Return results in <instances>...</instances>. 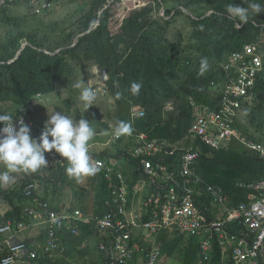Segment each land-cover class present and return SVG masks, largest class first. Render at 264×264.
<instances>
[{
  "label": "trees",
  "instance_id": "1",
  "mask_svg": "<svg viewBox=\"0 0 264 264\" xmlns=\"http://www.w3.org/2000/svg\"><path fill=\"white\" fill-rule=\"evenodd\" d=\"M110 1L84 0L79 5L78 1L76 19L48 27L20 26L18 18L8 14L9 7L0 11V26L14 27L0 32V104L12 106L11 111L0 113V132L25 117L37 133L34 103L40 96L55 93L65 107L64 128L87 135L91 130L87 112L93 95L88 80L94 76L91 67L97 66L108 74L106 95L113 99L115 108L113 128L110 122L102 123L98 132L113 129L116 137L111 150L94 157L131 156L135 140L146 133L150 139L166 140L172 148L177 147V156L181 149L193 147L199 153L195 172L203 183L220 187L234 205L247 201L248 191L239 184L264 177V158L238 143L214 150L189 135L190 100L216 108L223 90L236 78L233 69H225L231 55L246 45L257 51L264 49V0H153L124 18L117 33H112L109 26ZM30 2L17 0L12 5ZM162 8L163 16L159 13ZM253 92L258 94L257 99L242 105L247 124L238 121L237 127L248 137L262 140L264 123L255 126L253 113L264 117V68L257 74ZM168 103H172L171 110H166ZM138 111L141 114L136 116ZM28 127L14 137H0V199L5 203L0 215L5 218H21L23 208L32 204V198L24 193L30 183L37 184L33 195L49 202L47 192L38 188L41 180H48V172L53 171L57 177L81 174L80 162L74 166L70 156H64L62 163L48 161L50 153L39 148L38 140L22 149V136ZM257 132L259 137L255 136ZM87 169L91 170L89 166ZM98 172L91 210L82 209L86 214L105 212L109 181ZM85 238L86 233L68 236L64 239L67 257L41 259L40 264H96L97 254L84 245ZM157 241L162 257L178 251L182 264H199L196 238L162 230ZM218 257L219 248L211 264H216Z\"/></svg>",
  "mask_w": 264,
  "mask_h": 264
},
{
  "label": "built area",
  "instance_id": "2",
  "mask_svg": "<svg viewBox=\"0 0 264 264\" xmlns=\"http://www.w3.org/2000/svg\"><path fill=\"white\" fill-rule=\"evenodd\" d=\"M16 1L0 0V11ZM50 6L44 1L35 12ZM263 68L264 49L246 45L231 55L225 69H233L236 78L227 84L216 108L190 100L188 134L214 150L238 143L264 158V138H250L237 127L243 103L258 97L253 90ZM101 72L92 92L97 93L102 83L106 94L108 74L105 69ZM171 106L168 103L166 110ZM26 126L33 123L20 117L0 137H14ZM64 134L79 137L78 133ZM172 147L166 140L140 133L131 156L96 158L93 175L99 170L109 181L103 214H86L72 204L55 208L33 195L36 183L26 185L24 193L32 204L23 208L22 217L0 215V264H40L45 259L66 258L64 239L83 233L87 234L84 245L97 254L96 264H159L162 254L157 236L162 230L196 238L199 264H211L217 248L216 264H264V177L240 183L248 191L247 201L234 205L220 187L203 183L196 174L199 153L193 147L181 149L178 156V148ZM50 156L62 163L66 155Z\"/></svg>",
  "mask_w": 264,
  "mask_h": 264
},
{
  "label": "rangeland",
  "instance_id": "3",
  "mask_svg": "<svg viewBox=\"0 0 264 264\" xmlns=\"http://www.w3.org/2000/svg\"><path fill=\"white\" fill-rule=\"evenodd\" d=\"M44 1H49L51 6L41 12L36 13L35 9ZM79 1V2H78ZM32 0L27 4L12 5L8 8V14L14 18H18L20 26H27L28 28H36L38 26L52 25L55 22H60L62 25H66L76 19L79 14V6L81 1L84 0ZM153 0H111L109 3L110 7V30L112 33H117L121 26L124 18L136 10L146 6ZM234 14L238 13L236 10H232ZM160 15H164V9L159 11ZM27 15V16H26ZM14 29L11 25L2 24L0 26V32L6 30L10 31ZM103 68L93 66L90 69L91 76L88 80V86L99 85L98 79L103 74L101 72ZM107 73V72H106ZM100 90L92 92V103L87 114L90 113L91 130L86 135L81 132H75L74 130L67 129L70 133H78L79 137H66V129L61 128L64 125V110L65 107L58 100L55 93L47 96L39 97L34 103L33 121L38 125V129L43 125L42 139H40L39 131L34 133L33 143L40 142L39 148L46 153H54L57 157L70 156L72 164L78 165L81 168V174L77 173H66L64 176H55L53 171L48 172V180L40 181L38 184L39 191L43 193L46 191L48 200L51 206L59 208L66 204H72L77 208L90 211L92 206L93 193L97 184V177L93 175V168L95 154L101 153L106 149H112V144L116 137V133L113 129L107 131H99L102 123L110 122V127L113 128L114 123L111 121V116L115 110L113 99L108 97L105 93H102L104 85L101 83ZM88 87V88H89ZM88 103L91 102L89 99ZM172 105V103H171ZM172 107V106H171ZM86 107L83 106V109ZM12 106L7 104H0V113L2 111H11ZM110 113V117L107 116ZM141 113L135 112L138 116ZM245 112H242L239 117V121L243 125L247 124ZM255 126L264 123V117L261 113L254 112ZM74 116V113L70 114V117ZM249 120V119H248ZM252 130H255L252 129ZM74 131V132H72ZM256 137L260 136V133H255ZM42 141V142H41ZM56 157L48 159L53 162ZM91 170H88L87 167ZM85 169V170H84ZM89 175V176H88ZM58 178V179H57ZM46 181V182H45ZM5 203L0 199V211ZM94 250V249H92ZM159 264H182L181 255L178 251H175L171 257L163 255Z\"/></svg>",
  "mask_w": 264,
  "mask_h": 264
},
{
  "label": "water",
  "instance_id": "4",
  "mask_svg": "<svg viewBox=\"0 0 264 264\" xmlns=\"http://www.w3.org/2000/svg\"><path fill=\"white\" fill-rule=\"evenodd\" d=\"M79 36V35H78ZM78 36L76 37L75 43L77 42ZM74 43V44H75ZM27 44L23 45L21 47V49L18 51L17 55L15 56V58L20 54V52L22 51V49L26 46ZM60 49L56 52H59ZM56 52H53V54H55ZM50 53V52H49ZM39 135H40V139H42V131L43 128L40 127L39 128ZM35 130L33 128V126H29L23 133L22 136V143H21V147L22 149H27L28 147L32 146L33 144V136H34Z\"/></svg>",
  "mask_w": 264,
  "mask_h": 264
},
{
  "label": "crops",
  "instance_id": "5",
  "mask_svg": "<svg viewBox=\"0 0 264 264\" xmlns=\"http://www.w3.org/2000/svg\"><path fill=\"white\" fill-rule=\"evenodd\" d=\"M61 128H64V125H62V127ZM65 129V128H64ZM67 131V130H66ZM69 132V131H68ZM51 153V152H50ZM64 155H66V154H64ZM0 163H1V160H0ZM96 176V175H95Z\"/></svg>",
  "mask_w": 264,
  "mask_h": 264
}]
</instances>
